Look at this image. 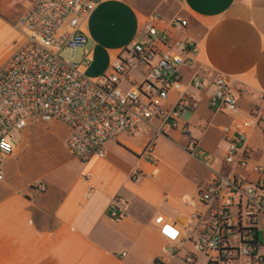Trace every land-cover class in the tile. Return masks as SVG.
Here are the masks:
<instances>
[{
	"label": "crops",
	"instance_id": "1",
	"mask_svg": "<svg viewBox=\"0 0 264 264\" xmlns=\"http://www.w3.org/2000/svg\"><path fill=\"white\" fill-rule=\"evenodd\" d=\"M34 1L0 0V19L9 20L16 42L5 62L25 41L20 21ZM154 13L170 42L191 41L198 48L193 66L180 69L182 90L171 92L165 104L184 98L179 127L157 134L159 123L151 121L108 142L104 157L91 156L87 163L67 150L69 130L60 122L31 124L15 133L14 152L3 163L0 182V264L167 260L163 250L169 243L159 234L160 226L169 222L183 235L192 216L205 210L197 202L199 190L212 173H229L222 127L246 120L254 109L264 115L259 98L264 96V0H102L81 27L87 44L77 51L91 57L83 73L94 79L107 72L119 52L141 37L142 23ZM176 17L186 21L184 28H172ZM203 68L210 72L209 84L194 89L191 78ZM218 76L254 93L239 97L235 115L209 108L211 83ZM148 142L152 162L141 157ZM247 144L252 162L264 165L256 155L264 146L260 128L248 132ZM192 145L212 162H203ZM134 169L142 174L138 182L130 179ZM117 196L126 208L123 218L113 222L107 208Z\"/></svg>",
	"mask_w": 264,
	"mask_h": 264
},
{
	"label": "built area",
	"instance_id": "2",
	"mask_svg": "<svg viewBox=\"0 0 264 264\" xmlns=\"http://www.w3.org/2000/svg\"><path fill=\"white\" fill-rule=\"evenodd\" d=\"M101 1L35 0L23 15L25 41L0 68V182L3 163L14 152V133L31 124H64L69 130L65 146L81 163L91 156L103 158L108 142L151 121L159 123L157 134L179 127L184 98L170 107L165 104L171 92L182 90L180 69L193 66L198 48L191 41L170 42L167 31L155 24L160 20L157 13L145 18L141 37L125 46L98 78L83 73L91 63L88 53L79 63L61 56L86 46L81 27ZM186 24L180 17L171 22L176 30ZM209 74L207 68L194 74L191 87L205 88ZM211 86L208 105L215 113L235 115L239 97L254 96L250 88L231 86L223 76ZM255 128L264 139V115L256 109L246 120L222 127L227 144L223 162L229 173H212L199 190L197 202L205 210L192 216L183 235L169 222L160 226L159 234L169 243L163 250L167 260L153 264H264V165L252 162L247 144V134ZM152 146L148 142L141 153L149 162ZM190 150L206 164L212 162L196 145ZM141 177L138 169L130 174L133 182ZM125 208V200L115 197L108 218L121 220Z\"/></svg>",
	"mask_w": 264,
	"mask_h": 264
},
{
	"label": "rangeland",
	"instance_id": "3",
	"mask_svg": "<svg viewBox=\"0 0 264 264\" xmlns=\"http://www.w3.org/2000/svg\"><path fill=\"white\" fill-rule=\"evenodd\" d=\"M6 21L9 20L2 16V18L0 19V25L4 26V29L0 28V68L4 65L7 56L13 51L14 46L16 45L13 33H11V30H9V26H7ZM16 29L21 31V27L19 26ZM61 56L65 60L73 63H79L81 58L83 57V55L80 57V52L77 50H66L62 52ZM257 142L259 143V139H257ZM256 155L258 161L264 162V146L261 147L259 153H257Z\"/></svg>",
	"mask_w": 264,
	"mask_h": 264
},
{
	"label": "snow or ice",
	"instance_id": "4",
	"mask_svg": "<svg viewBox=\"0 0 264 264\" xmlns=\"http://www.w3.org/2000/svg\"><path fill=\"white\" fill-rule=\"evenodd\" d=\"M168 231H170V230H168Z\"/></svg>",
	"mask_w": 264,
	"mask_h": 264
}]
</instances>
